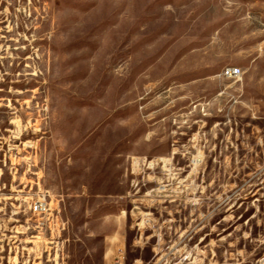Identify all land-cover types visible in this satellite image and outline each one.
<instances>
[{
    "label": "rangeland",
    "instance_id": "1",
    "mask_svg": "<svg viewBox=\"0 0 264 264\" xmlns=\"http://www.w3.org/2000/svg\"><path fill=\"white\" fill-rule=\"evenodd\" d=\"M0 264H264V0H0Z\"/></svg>",
    "mask_w": 264,
    "mask_h": 264
},
{
    "label": "built area",
    "instance_id": "2",
    "mask_svg": "<svg viewBox=\"0 0 264 264\" xmlns=\"http://www.w3.org/2000/svg\"><path fill=\"white\" fill-rule=\"evenodd\" d=\"M224 74L229 79H236L241 75V70L238 68H228ZM32 211L37 215H46L49 211V206L45 200L38 201L33 205Z\"/></svg>",
    "mask_w": 264,
    "mask_h": 264
}]
</instances>
